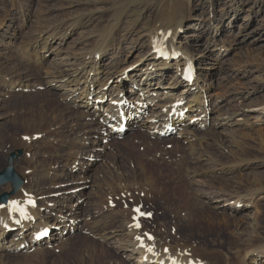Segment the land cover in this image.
Wrapping results in <instances>:
<instances>
[{
    "label": "rangeland",
    "instance_id": "rangeland-1",
    "mask_svg": "<svg viewBox=\"0 0 264 264\" xmlns=\"http://www.w3.org/2000/svg\"><path fill=\"white\" fill-rule=\"evenodd\" d=\"M119 1L0 0V23H3L0 32L7 28L9 20L16 28L15 38L8 37L13 38L12 48L4 49L2 45L8 39L0 43V172L7 166L9 155H17L20 151L21 155L14 162V170L20 174L25 188L27 185L31 188L39 185L48 191V187L58 177L69 183L73 175L75 181L80 175L88 176L91 190L85 188L84 192L97 191L99 195L85 193L86 198L82 197V201L86 203L77 202L80 219L84 220H79L81 228L95 223L105 226L111 219L110 210L124 209L128 201H136L129 202L128 206L135 204L151 212L154 217L143 223V229L153 231L152 237L161 238L165 244L182 243L185 247L179 249L190 260L189 264H238L249 249L264 246V200H257L259 195H255L251 206L232 211L218 208L217 203H211L202 194L204 191H221L232 198L246 196L252 184L260 183L262 190L259 188L258 193L264 195V0H191L190 18L185 23V28L190 24H198V29L190 32L186 30L183 34V37L193 35V39L189 37L187 40L193 44L189 47L191 54L200 52L206 55V61L214 58L215 61H209L217 63L218 67H212L207 77L208 83L216 87L213 91L224 95L219 99L229 100L228 106L244 104L257 110L250 114L251 117L245 123L247 126L236 132L239 135L241 133V137L235 138L239 145L236 150L222 135H205L207 131L214 132L211 128L196 132L199 139H193L191 150L179 135L178 138L173 135L161 140L135 128L129 130L122 139L107 137L105 139L108 141H100V145L96 146L99 151L92 152L95 157L88 165L90 170L87 173L79 172L78 169H61L60 158L65 156L71 161L76 159L74 165L79 167L80 156L88 151L91 142H86L83 136L89 135L92 129L89 126L92 117L86 116L77 124L74 123L72 129H63L75 113L71 108H65L56 91L42 84L48 61L40 58L41 50L36 44L45 34V28H42L44 33H39L40 27L36 29L34 21L40 19L41 24L49 22L66 26L70 21L75 22L65 46H70L71 52H78L81 46L73 43V40H78L79 30L91 29L93 35L97 36L107 33L115 3ZM153 18V7L143 1L134 3L127 9V15L122 18L118 30L131 26L133 33H136L142 27L151 25ZM118 36L116 33V38ZM209 37H215L217 44L223 42L229 48L224 56L216 57V52H211V49L208 51L206 42ZM106 59L103 57V60ZM129 60L133 62L134 57ZM18 74H27L31 79L20 90L8 92L6 82L20 79ZM234 85L247 89L246 95L228 97ZM228 106L219 113H225ZM96 138L99 139L98 135ZM100 138L104 139L103 136ZM20 139L23 142L36 141L35 150L29 152L19 148ZM243 149L245 151L242 153L240 150ZM21 159L31 163L27 167L20 166ZM242 161H247L248 167H241ZM21 172L25 174L22 176ZM110 186L120 195L109 197ZM123 187H128V195H121ZM3 189L0 187V195L6 193ZM103 194L109 198L105 200ZM130 194L137 197H129ZM101 198L102 201H99ZM109 200L117 201L114 209L107 207V201L113 207ZM73 203L75 201L70 202ZM245 211L252 215L257 213V221L246 218ZM129 214L132 215L130 211ZM247 225L252 229H244ZM237 228L249 232L250 236H245L243 240L252 238L250 246L243 248L242 244L239 245ZM83 230L70 232V237L63 245L44 248L37 255L31 251L17 254L9 252L0 257V264H131L103 245L97 233ZM251 234L258 236L252 237Z\"/></svg>",
    "mask_w": 264,
    "mask_h": 264
},
{
    "label": "bare ground",
    "instance_id": "bare-ground-1",
    "mask_svg": "<svg viewBox=\"0 0 264 264\" xmlns=\"http://www.w3.org/2000/svg\"><path fill=\"white\" fill-rule=\"evenodd\" d=\"M142 1L153 7L155 18H153L152 24L145 28L142 27L136 33H133L134 30H132L131 26H126L119 31L120 22L127 15V9L132 4ZM190 2L191 0H120L115 3V10L113 9L111 20H109L111 24L109 26L110 28L108 27L109 30L107 33L102 36H97L93 35L94 33L91 29L79 30L77 33L78 40H73V43L81 46L78 48V52H71L70 46H65L67 36L75 28V22L72 23L70 21L71 23L69 22L66 26L61 23L55 25V23L52 24L49 22L41 24L40 19L34 21L36 29L40 27L39 33H42V28H45V34L41 37L40 42L36 44L41 50L40 58L48 61V70L44 75L42 84L56 91L55 94L60 97L66 106L65 108H71L74 111L73 113H75L73 118H69V121L64 125L65 127L63 129H72L74 123L77 124L86 116L92 117V122L89 124L92 129L89 130V135L85 134L83 136L86 142L89 140L91 142L88 146V151L80 156L78 161L79 167L76 168L74 165L76 159L71 161L65 156L60 158L62 160L60 164L61 169L67 168L70 171L78 169L79 172L84 171L83 173H87L90 170L88 169V165L92 161V158L95 157L92 152H96L99 149H96V146L98 147L100 141L103 140V138L96 140V137L100 135L99 133H101L100 136H103V133L107 132L103 129L102 124L97 122L98 119L106 122L107 117L104 114L99 115L100 109L103 106L97 105L96 101H103L108 96L109 102L113 100L124 101V109L129 117L128 120H136L133 123L135 125L132 126L131 123L128 130L138 128L150 137L158 138L157 133L164 130L166 125L176 126L182 142L187 145L189 144L188 146L191 150L193 147L191 146L193 139H199L196 137V132L201 129L206 130L211 128L214 132L207 131L205 135H222L225 137L224 140L233 145L235 150L239 147L235 138L241 137V133L239 135L236 132L244 129L243 126L247 119L251 117L250 114L257 110H252L250 108H253V106H246L244 104L228 106L229 100L219 99V97H224V95L214 92L213 89L216 87L213 88V85L211 86L208 83L209 78L207 76L209 71L214 66L218 67L216 65L217 63L209 60L215 61V59L210 58L206 61V55L200 52L191 54L189 47H192L193 44H190L187 40L193 35L188 34V36L183 37L186 30L192 31L198 29L196 27L198 24L196 23L190 24L185 28V23L190 18ZM11 23L12 21L9 20L7 28H3L4 30L2 29L0 32L1 44L3 40L8 39L2 44L4 49H10L14 46L12 42L13 38H8H15V27ZM2 24L0 23V28H2ZM63 26H66V28ZM181 31H183L182 35ZM116 33L119 34L118 38H116ZM190 39H193V37ZM217 42L218 40L215 37H209L206 42L209 47L207 49L208 51L211 49V52H216V57L224 56V52L229 50V48L223 42L220 43L221 45L217 44ZM163 50L169 55V60H165L160 56ZM132 56L134 57L133 62L129 60ZM103 57H107V59L103 60ZM219 68L221 69V66ZM185 74L194 75V81L185 82L183 80ZM17 76L20 79L15 80V78V81L6 82L8 92L20 90L31 79L27 74H18ZM125 83L128 84L127 89H125ZM232 87L233 89L231 92L229 91L228 97H244L246 95L247 89L241 86L239 87L238 85ZM227 106L229 110L226 109L225 113H219L220 110ZM105 109L108 113H113L114 111L110 103L105 105ZM211 114L214 116H211ZM236 116L238 117L237 119H235ZM259 119L260 117H258ZM107 134L108 137H111V133L107 132ZM19 141V148L26 149L29 152L35 150L36 141L25 140L23 142L21 139ZM240 151L243 153L245 149ZM15 161L10 163L13 170L14 167L16 168ZM20 163V166L27 167L31 162L26 159H21ZM240 166L248 167V162L242 161ZM220 171L222 172L221 169ZM21 173L22 176L25 174L23 172ZM57 173L55 174L56 176ZM74 178L73 175L70 178L72 181L69 180L71 183H68L65 182L64 178L60 179L58 177L48 187V191L39 185H36V188H31V186L27 185L26 188L22 186L20 190L10 195L8 203L15 200H23V191H25L32 195L33 199L37 200L38 206L35 209H28V214L20 226H14L6 213V208H0V257L9 252L22 253L23 251L20 250L22 246L25 247L23 249L25 252L31 251L33 255H37L39 252L48 248L49 245L52 247L63 245L70 237V235L66 234L69 229L75 231L84 229L79 225V220H84L80 219V206L77 202L81 201L78 202L79 204L86 203V201H82V197L86 198L84 189L88 188L91 190V186L88 181V176L84 177V175H80L76 181ZM34 182L36 183V181ZM252 185L253 187H250L251 191H248L246 196L238 197L237 195V199L221 191L214 193H206L204 191L205 193L202 194V197L208 199L211 203H217L218 208H228L234 211L241 207L251 206L254 202L252 197L255 195H259L257 200H264L263 193H258L261 189V184L257 183ZM1 187L4 188L3 192L6 193H10L12 190L10 183ZM128 192L130 193L128 187H123L121 195H128ZM109 193V197L118 195L116 189L111 186ZM86 194L97 196L99 192L92 191ZM104 196L103 194L102 198ZM108 196H105V200L109 198ZM131 196L130 194L129 197ZM132 197L135 198L137 196ZM102 198L99 201H102ZM71 201H75V203L70 204ZM89 204L87 200V205ZM126 209L128 207L124 209L120 208L119 210H110L111 219L108 217L110 219L109 223L105 226H103L104 224L101 226L95 223L90 227L88 225L84 230L97 233L103 242L102 244L108 247L113 253L123 257V261L126 263L162 264L161 262H163V264H173L170 260L176 261L177 264L190 263V260L185 258L184 253L180 252L179 248L185 247L182 243L165 244L158 237H153L152 241L145 239L141 231L135 230L131 226L132 215L129 214V211L131 213L132 211L131 209ZM125 213L129 214V216ZM251 215L248 211L244 213L246 218L251 221L253 220V222L257 221V213ZM250 225H247L244 229L248 230V228H251ZM45 227L52 228V234L44 242L46 247L41 242L37 243L32 240L33 234L41 231ZM245 236H250L248 231H243L239 228L236 229L237 240L239 245L242 244L243 248L250 246L253 242L252 238L243 240ZM251 236H256V234H251ZM142 244L145 245L144 248H141ZM263 247L249 249L238 264L264 263ZM162 248L170 251L167 250L168 253L166 254ZM159 250H163L164 253L162 254V251L160 253ZM157 251L160 254H156L155 252Z\"/></svg>",
    "mask_w": 264,
    "mask_h": 264
},
{
    "label": "water",
    "instance_id": "water-1",
    "mask_svg": "<svg viewBox=\"0 0 264 264\" xmlns=\"http://www.w3.org/2000/svg\"><path fill=\"white\" fill-rule=\"evenodd\" d=\"M16 157L17 156L15 154H11L8 159L9 165L5 167L3 171L0 172V186L6 183H11L13 187V192H15L22 184L21 179L18 177V175L15 173V171L10 165V163L13 162ZM7 198L8 194H2L0 196V202L5 203Z\"/></svg>",
    "mask_w": 264,
    "mask_h": 264
}]
</instances>
